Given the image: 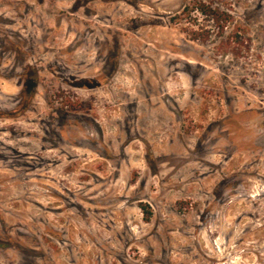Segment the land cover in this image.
Wrapping results in <instances>:
<instances>
[{"label": "clouds", "instance_id": "1", "mask_svg": "<svg viewBox=\"0 0 264 264\" xmlns=\"http://www.w3.org/2000/svg\"><path fill=\"white\" fill-rule=\"evenodd\" d=\"M149 261L264 264V0H0V264Z\"/></svg>", "mask_w": 264, "mask_h": 264}, {"label": "rangeland", "instance_id": "2", "mask_svg": "<svg viewBox=\"0 0 264 264\" xmlns=\"http://www.w3.org/2000/svg\"><path fill=\"white\" fill-rule=\"evenodd\" d=\"M122 2H124V0H122ZM206 10H208V9H206ZM185 11H187V9L185 10ZM158 28H160V26H157ZM117 31H123L122 29H117ZM192 31L193 32H198L199 31V29H197L195 26H193V29H192ZM192 43H195V40H193V41H191ZM217 71H219V70H217ZM49 79H52V74L51 73H49ZM129 151H135V149L134 148H132V146L130 145L129 146V149H128ZM101 163H103V161H101ZM57 191H59V189H57ZM145 204H147V201H145L144 202ZM133 213H135L136 211H137V209H133V210H131ZM142 215H143V213H141ZM146 259V261H148V258L146 257L145 258ZM148 264H150V261L148 262Z\"/></svg>", "mask_w": 264, "mask_h": 264}]
</instances>
